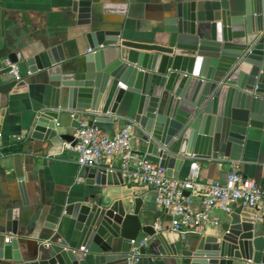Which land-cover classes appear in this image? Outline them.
I'll list each match as a JSON object with an SVG mask.
<instances>
[{"label":"water","instance_id":"water-1","mask_svg":"<svg viewBox=\"0 0 264 264\" xmlns=\"http://www.w3.org/2000/svg\"><path fill=\"white\" fill-rule=\"evenodd\" d=\"M67 1L77 25H90L92 5L101 0ZM126 9L103 4L106 15L124 16ZM4 16L0 8V37ZM85 37L89 52L76 60H66L60 45L26 58L29 73H42L39 82L51 90L48 108L34 115L31 139L73 142L72 135L60 132L64 111L76 130L83 114L94 116L90 125H97L130 113L142 155L178 179L190 157L237 163L254 132L264 136V0L181 2L151 44L128 40L119 31L95 30ZM16 56L10 55L12 64ZM85 183L125 185L120 171L105 168L89 169ZM93 200L65 204L63 218L75 222L76 234L53 238L32 257L20 251L19 210L6 211L0 230L14 238L0 245V264H87L81 256L94 257L96 264L125 263L131 241L143 236L160 247L157 252L140 247L137 264H156L159 257L163 264H264V215L258 219V209L231 214L224 233L195 243L143 226L140 198L109 206ZM78 240L85 255L72 246Z\"/></svg>","mask_w":264,"mask_h":264},{"label":"crops","instance_id":"crops-1","mask_svg":"<svg viewBox=\"0 0 264 264\" xmlns=\"http://www.w3.org/2000/svg\"><path fill=\"white\" fill-rule=\"evenodd\" d=\"M186 1L101 0L99 4L92 5L91 24L77 25V15L72 12L71 2L67 0H0V8L5 11L3 37H0V223L4 226L6 211L11 208L19 210L18 241L23 256H34L53 238H72L76 234L75 222L63 218V208L68 202L91 196L95 198L91 204L102 206L140 198L143 202L139 215L141 224L152 226L157 233L174 232L171 231L172 217L168 211L158 208L153 190L134 188L125 180L124 186H88L85 182L89 169L78 166L70 151L72 142L31 139L34 115L38 110L48 108L51 90L46 83L39 82V77H44L42 73H29L26 58L42 55L45 49L60 45L66 60H76L89 52L85 36L95 30L119 31L128 40L151 44L156 42L173 9ZM104 3L125 4L126 14L106 15L103 13ZM11 54L17 55L13 65L22 76L20 81H16L5 69ZM61 106L66 108V101L63 100ZM64 112L58 120L60 132L74 137L76 129L72 128V116ZM119 114L113 117V123L97 126L107 135H114L133 116L124 112ZM87 115L89 122L95 120L94 116ZM104 116L108 118V115ZM131 143L133 149L142 154L137 139L133 138ZM192 163L198 164L199 181L207 184L225 181L230 164L236 162L225 158L198 160L190 157L186 166L177 173L178 179L187 177ZM119 164V159H114L99 168L119 171ZM237 164L244 177L264 185V136L261 131H255L248 140ZM196 208H199L198 203ZM241 210L236 209L235 212ZM214 216L219 221L218 225L207 224L199 235H180L182 241L197 243L201 237L224 233L230 224V215L215 210ZM13 238L6 235L4 229L0 230V245L6 244V239L11 242ZM144 239H149L144 247L157 252L160 244L150 236H143L141 240ZM72 246L78 251L83 248L81 240ZM81 257L87 259V264H96L92 256ZM160 258L156 264H163Z\"/></svg>","mask_w":264,"mask_h":264},{"label":"built area","instance_id":"built-area-1","mask_svg":"<svg viewBox=\"0 0 264 264\" xmlns=\"http://www.w3.org/2000/svg\"><path fill=\"white\" fill-rule=\"evenodd\" d=\"M5 69L16 81L22 79L18 68L8 60ZM87 116L83 114L79 118V128L70 146L78 166L82 169L99 168L104 163L119 159V171L127 184L155 192L158 208L168 211L172 217L171 231L183 237L202 234L207 224H219L214 216L215 210L231 215L236 209L252 208L258 209V219L264 215V185L244 177L237 163L230 164L225 181L201 183L197 163L190 165L185 179L169 177L159 164L148 161L145 155L133 149L132 121L129 120L121 130L109 136L97 125H90ZM109 170L114 171L113 168ZM186 192H189L188 196ZM196 203L199 208H196ZM5 242L9 243V239ZM148 242L149 239L131 241L128 264L138 263L139 248ZM79 252L87 253L84 248Z\"/></svg>","mask_w":264,"mask_h":264}]
</instances>
